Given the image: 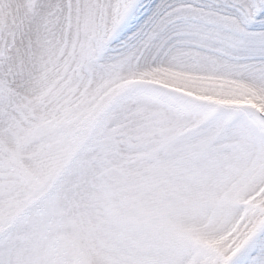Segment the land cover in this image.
<instances>
[{"label":"snow or ice","instance_id":"6c2138e0","mask_svg":"<svg viewBox=\"0 0 264 264\" xmlns=\"http://www.w3.org/2000/svg\"><path fill=\"white\" fill-rule=\"evenodd\" d=\"M0 264H264V0H0Z\"/></svg>","mask_w":264,"mask_h":264}]
</instances>
